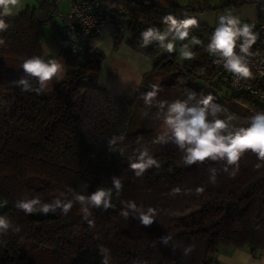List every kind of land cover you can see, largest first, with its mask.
I'll list each match as a JSON object with an SVG mask.
<instances>
[{"label": "trees", "instance_id": "1", "mask_svg": "<svg viewBox=\"0 0 264 264\" xmlns=\"http://www.w3.org/2000/svg\"><path fill=\"white\" fill-rule=\"evenodd\" d=\"M36 1L37 7L6 17L10 27L0 33L5 40L0 46V203L7 205L0 215L21 226L19 233L0 236V264H101V246L110 250V264H219L220 248L248 247L252 255L264 253V167H255L260 161L253 153L242 155L234 178L219 171L213 184L209 169H222V162L183 166L174 144L153 143L165 125L163 116H156V102L149 106L143 101V93L152 85L161 89L157 101L183 100L188 91L198 98L211 94L215 103L227 109L220 118L231 114L236 126L246 127V118L264 113V102L227 88L217 76L216 60L193 43L192 37H196L207 45L211 28L199 23L187 40L179 41L180 47L187 44L195 53L191 60L179 62L177 53L164 52L156 43L140 47V33L150 26L164 29L161 19L165 15L183 19L199 11L168 9L152 0L148 5L131 0H105L104 4L101 0L113 26L114 47L125 38L152 62V71L143 76L132 98L110 93L97 84L104 59L97 48L100 33L90 35L78 60L67 50L64 28L59 27L54 29L53 40L66 62V73L46 95L43 90L40 94L24 92L13 84L24 75L21 64L26 58L42 56L44 26H54L50 0ZM244 4L245 0L233 1L235 7ZM257 13L262 21L264 8L258 6ZM117 24H124L125 34L116 31ZM6 59L21 69L3 67ZM32 83L36 85L34 79ZM218 85L226 89L225 94L212 91ZM240 105L246 108L240 111ZM133 123L137 126L130 129ZM121 135L124 140L110 150L107 139ZM144 148L161 167L137 178L129 163ZM113 176L121 179L123 190L117 196L113 189L114 208L91 210L94 228L83 219L78 204L67 215L57 209L50 212L53 219L39 222L15 207L17 199L38 198L42 203L71 199L74 192H82L85 183L88 188L83 194L98 187L111 188ZM174 187L192 189L193 194L173 198L169 192ZM198 187L204 191L196 195ZM122 200L156 208V222L144 227L134 219L125 221L119 216ZM166 234L173 237L175 251L170 245L153 246ZM22 242L33 245L27 258L20 255ZM188 245L195 250L184 255Z\"/></svg>", "mask_w": 264, "mask_h": 264}, {"label": "clouds", "instance_id": "2", "mask_svg": "<svg viewBox=\"0 0 264 264\" xmlns=\"http://www.w3.org/2000/svg\"><path fill=\"white\" fill-rule=\"evenodd\" d=\"M20 0H0V33L6 32L10 24L6 22V17L13 14V9L18 6ZM161 23L165 25L161 30L158 27H147L140 33V47L146 48L154 43L165 49L168 53L175 50V41H185L189 38L190 30L199 26V21L195 16H185L178 19L169 13L162 17ZM254 24L242 23L241 19L231 11L219 17L218 26L215 27L207 45L192 37L193 43L204 47L205 51L216 57V63H222L223 68L233 74L237 80L251 77L249 67L250 57L254 55L252 46L258 40V34L253 31ZM5 44L4 38L0 37V46ZM184 59L191 60L195 53L189 45H184L182 52ZM24 75L13 81L16 87L24 92H35L40 94L42 90H51L50 86L59 83L65 74L64 65L56 59H45L39 55H32L26 58L21 64ZM36 81L34 86L32 80ZM180 82H183L182 80ZM161 89L158 85H152L151 90L143 93L145 104L152 106L156 102L158 112L157 118L163 116L165 125L164 131L154 140L155 144H174L181 152L180 163L183 166H192L205 161L222 162L223 168L215 167L209 169V180L215 183L219 171H223L231 178H234L239 171V161L245 152L253 153L260 163L257 169L264 167V113L258 112L245 119L246 127L236 126L232 123L235 118L229 114L226 118H220L227 109L215 103V97L211 94L197 97L194 91H188L186 98L177 99L173 102L165 100L157 101V96ZM124 140V136H112L107 139L110 150L116 149V144ZM160 162L149 154L147 148L139 152L136 160L129 163V168L137 178H142L146 171L152 168L159 169ZM169 171H172L169 168ZM88 188L87 183L82 185V192H74L71 199L56 198L49 203H42L38 198L17 199L16 209L31 214L38 210L42 213L56 212L57 209L62 214L67 215L74 204H78L83 215V219L90 228L95 227L92 216V209L114 208L112 204L113 189L117 196L123 190V183L117 176L112 177V187H98L90 194H83ZM71 191V190H70ZM204 191L202 187L195 189V194L199 195ZM192 189H181L174 187L169 195L175 198L177 195H192ZM64 195L63 193L61 194ZM119 216L125 221L134 219L144 227L151 226L156 222L158 210L153 207L145 208L143 204H137L133 200H122ZM3 207V205H0ZM19 233L21 226L0 215V236H5L8 232ZM173 237L169 234L163 235L153 242V246L163 244L171 246L176 250V245L172 243ZM195 250L194 245H188L183 249V254L188 255ZM99 252L102 256L101 264H110V250L101 246ZM223 259V258H222ZM256 264V262H253ZM264 264V260L259 261Z\"/></svg>", "mask_w": 264, "mask_h": 264}, {"label": "crops", "instance_id": "3", "mask_svg": "<svg viewBox=\"0 0 264 264\" xmlns=\"http://www.w3.org/2000/svg\"><path fill=\"white\" fill-rule=\"evenodd\" d=\"M35 1L31 6H35ZM168 9L174 8H191L199 12H192L191 16H195L199 23L208 28H215L218 26L219 17L230 11L229 7L233 5L234 0H152ZM257 0H245V4L240 7H235L234 15L238 16L242 23L258 19ZM59 11L63 14L64 11L60 8ZM234 6V5H233ZM30 9L29 4L20 0L18 6L13 9V14L9 17H16L19 13L26 9ZM56 18V17H52ZM57 19V18H56ZM58 20V19H57ZM59 21V20H58ZM264 21V18H262ZM62 27V23L60 24ZM163 30V29H162ZM113 26L110 23H105L101 28L99 43L97 48L104 55V59L100 64L97 84L106 91L114 94L125 95L132 98L137 89L141 86L143 76L152 71V62L134 50L125 42V38L119 45L114 47L112 39ZM125 34V29L122 32ZM54 34V33H53ZM50 44L42 41V57L45 59H56L60 61L65 67L66 62L61 56L53 35ZM65 75V74H64ZM64 78V76H63ZM62 81V80H61ZM60 81V82H61ZM59 82V83H60ZM53 82L50 86L51 90H43L46 95H50L53 89L59 84ZM223 258V259H222ZM219 264H259V261L264 260V253L258 252L255 255L251 254L248 247L242 249L220 248L217 254Z\"/></svg>", "mask_w": 264, "mask_h": 264}, {"label": "built area", "instance_id": "4", "mask_svg": "<svg viewBox=\"0 0 264 264\" xmlns=\"http://www.w3.org/2000/svg\"><path fill=\"white\" fill-rule=\"evenodd\" d=\"M61 1L68 2V11L65 14L59 11L58 6ZM131 1L148 5L151 0ZM50 2V15L56 17L64 28L66 48L73 57L79 60L90 35L99 34L104 24L110 23L111 19L104 13L101 0H50ZM256 4L264 8V0H257ZM229 9L234 13L235 6L231 5ZM245 23L254 24L253 31L258 34V40L251 49L254 53L250 57L249 64L251 77L237 80L233 74L223 68L222 63H218L217 76L232 91L250 93L257 100L264 102V87H262L264 86V22L254 19ZM124 29V24H117L116 31L118 33H122ZM214 29L211 28L210 30L209 40ZM208 56L217 59L209 54Z\"/></svg>", "mask_w": 264, "mask_h": 264}, {"label": "rangeland", "instance_id": "5", "mask_svg": "<svg viewBox=\"0 0 264 264\" xmlns=\"http://www.w3.org/2000/svg\"><path fill=\"white\" fill-rule=\"evenodd\" d=\"M23 1L27 5L29 4L30 9L33 8V6H31V4L33 3V0H23ZM35 3L36 4L34 7H37V1H35ZM103 3L105 4V0H103ZM60 8H62V10H64V11L68 10V2L67 1H61ZM53 24H54V26H52L51 24L44 26L42 41L45 43L48 42V44H50V42H52L51 38H52V35L54 33V29L59 28L61 22L58 21L56 18H53ZM183 50H184V47L179 46V40L175 41V50L172 53H177L179 55V62H182L184 60V58L182 56ZM163 51L166 52L165 49H163ZM6 60H7V62L4 64L3 67H5L7 69H21L19 67L18 63L13 64V63H11L13 60H11V59H6ZM0 67H2V65H0ZM212 83L217 86V81L215 79L212 81ZM196 84L201 86L204 83L197 81ZM203 86L206 87L205 84ZM212 91H217V93H220V94L226 93V89H224L222 86H219V85H218V88H214ZM245 108L246 107L244 105H240L238 107V110L243 111V109H245ZM136 126H137V124L133 123V124H131L130 129H135L134 127H136ZM32 248H33V245H31L30 243L22 242L20 245V255L24 258L29 257L32 253Z\"/></svg>", "mask_w": 264, "mask_h": 264}, {"label": "water", "instance_id": "6", "mask_svg": "<svg viewBox=\"0 0 264 264\" xmlns=\"http://www.w3.org/2000/svg\"><path fill=\"white\" fill-rule=\"evenodd\" d=\"M0 205H3V207H0V213L5 211L7 209V205L5 203H0ZM55 216L53 213H42V212H33L30 214V218L34 221H43V220H46V219H53Z\"/></svg>", "mask_w": 264, "mask_h": 264}]
</instances>
